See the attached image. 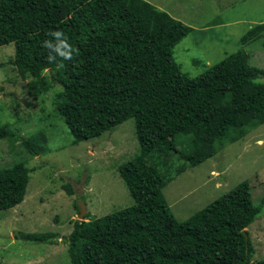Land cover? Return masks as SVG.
I'll use <instances>...</instances> for the list:
<instances>
[{"label":"trees","instance_id":"16d2710c","mask_svg":"<svg viewBox=\"0 0 264 264\" xmlns=\"http://www.w3.org/2000/svg\"><path fill=\"white\" fill-rule=\"evenodd\" d=\"M50 30L65 34L72 60L48 61L43 43L52 39ZM192 31L147 0H0V46H16L15 58L0 67L13 66L37 96L61 86L55 110L74 144L135 119L140 153L119 167L135 203L75 220L67 238L70 264H253L247 228L261 207L248 181L184 221L163 193L172 177L159 160L171 166L177 156L184 161L180 173L264 123V69L242 48L189 76L174 49ZM263 35L260 23L242 43ZM0 137L21 138L8 125H0ZM33 140L43 139L25 141L39 154ZM30 172L24 162L0 168V210L24 201ZM67 188L74 194L71 184ZM49 237L24 235L41 242Z\"/></svg>","mask_w":264,"mask_h":264},{"label":"rangeland","instance_id":"374dc122","mask_svg":"<svg viewBox=\"0 0 264 264\" xmlns=\"http://www.w3.org/2000/svg\"><path fill=\"white\" fill-rule=\"evenodd\" d=\"M193 27L174 49L184 72L196 77L209 65L244 49L250 62L264 69V35L243 45L251 27L264 23V0H147ZM16 55L15 43L0 46V64ZM11 65L0 67V125L21 138L0 137V168L24 162L31 170L24 201L0 210V264H70L67 238L79 219L76 204L85 203L90 219L135 203L119 167L140 153L135 119L99 137L73 143L65 121L56 114L57 84L37 96L28 91ZM34 154L25 145L31 137ZM183 149V145L180 146ZM184 161L174 156L171 166L159 168L172 177L163 193L172 212L184 221L244 181L251 185L257 219L247 228L254 248L252 263L264 261V123L245 137L227 144L214 156L178 173ZM71 184L74 194L69 193ZM81 211V209H80ZM25 234H48L31 241Z\"/></svg>","mask_w":264,"mask_h":264},{"label":"clouds","instance_id":"9594fccd","mask_svg":"<svg viewBox=\"0 0 264 264\" xmlns=\"http://www.w3.org/2000/svg\"><path fill=\"white\" fill-rule=\"evenodd\" d=\"M47 35L52 39L46 40L43 47L48 49L47 59L49 62H55L57 58L62 60H72L74 57V49L68 43L65 34L60 30H50Z\"/></svg>","mask_w":264,"mask_h":264},{"label":"water","instance_id":"95a60500","mask_svg":"<svg viewBox=\"0 0 264 264\" xmlns=\"http://www.w3.org/2000/svg\"><path fill=\"white\" fill-rule=\"evenodd\" d=\"M77 202H79V204H80V209H81V213L79 214V218L81 219V220H85L84 218H85V214L87 213V207L85 206V203L81 200H79V198H78V193H77Z\"/></svg>","mask_w":264,"mask_h":264},{"label":"crops","instance_id":"0c3cea01","mask_svg":"<svg viewBox=\"0 0 264 264\" xmlns=\"http://www.w3.org/2000/svg\"><path fill=\"white\" fill-rule=\"evenodd\" d=\"M193 32V31H192Z\"/></svg>","mask_w":264,"mask_h":264}]
</instances>
